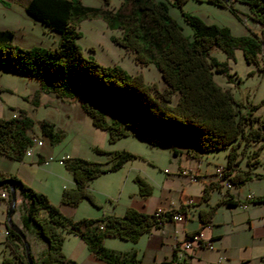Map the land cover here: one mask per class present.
Listing matches in <instances>:
<instances>
[{"label":"trees","instance_id":"16d2710c","mask_svg":"<svg viewBox=\"0 0 264 264\" xmlns=\"http://www.w3.org/2000/svg\"><path fill=\"white\" fill-rule=\"evenodd\" d=\"M106 2L107 0H103ZM180 2V0H173ZM228 4L224 0H211ZM251 16L264 25V0H245ZM130 2L126 13L115 18L106 6L84 4L80 0H27L25 10L40 19L49 28L58 32L54 45H20L11 41L12 29L0 28V67L10 68L38 80L40 87L53 90L61 98H77L78 104L87 112L92 122L107 130L109 139L129 131L150 136L153 139L184 141L200 149H213L229 145L225 166L229 168L228 182L240 184L251 177L249 166L256 157L247 158V167L234 166L236 149L232 140L238 138L244 146L249 139L264 138V113H243L233 106L230 91L219 85L211 76L212 70L226 72L225 61L209 55L211 45L222 48L232 55L234 47H240L246 61L258 64L262 52V38L255 32L232 33L226 24L204 21L197 14L183 11L191 24L193 34L189 39L180 29L179 23L169 14L164 0H121ZM100 14L109 26H119L121 32L111 33L110 38L134 51V58L142 63L152 61L164 81L160 88L143 81L139 73H130L117 63L104 64L94 57L84 55L74 36L77 30L74 21L80 15ZM1 89L7 87L0 85ZM176 92L173 102L171 95ZM90 100L120 113L122 122L107 121L101 111L95 109ZM30 121L25 114L0 116V150L12 157H22L24 148L31 143ZM42 133L55 136L57 130L52 122L41 119ZM97 150L102 148L95 146ZM176 151V148L173 147ZM106 153L111 158L108 167L97 160L80 155L62 158L74 177V185L63 188L61 200L76 202L81 196H89L86 178L102 169L114 168L134 153L127 149H113ZM9 177L21 195L20 228L26 237L31 229L45 241V248L34 256L32 264H61L68 258L61 250V227L78 232L88 247L104 264H169V260L143 262L134 249L117 250L102 244L105 234L135 240L140 233L159 226L171 219L174 210H183L185 203L169 206L160 212L142 211L127 205L121 214L104 213L96 217L71 219L52 203L45 193L39 191L14 173L0 170V179ZM139 190L147 193L149 182L139 174L134 176ZM210 184H204L201 197L206 198ZM6 191V205L10 198L6 183L0 185ZM225 196L210 208L198 211L201 223L208 220L212 207L219 201L237 203L243 200ZM252 200L264 198L263 194L247 197ZM197 230L185 232L190 236ZM27 239V238H26ZM5 240L11 256L3 255L1 264H28L20 234L6 225ZM28 241V240H27ZM176 245V244H175Z\"/></svg>","mask_w":264,"mask_h":264},{"label":"rangeland","instance_id":"374dc122","mask_svg":"<svg viewBox=\"0 0 264 264\" xmlns=\"http://www.w3.org/2000/svg\"><path fill=\"white\" fill-rule=\"evenodd\" d=\"M8 12L17 16L18 19L32 30V40H21L15 34L11 41L20 45L34 43L41 45H54L57 33L49 28L40 19L33 17L20 3L22 0H8ZM84 4L94 6H106L115 12V18L119 13H127L130 9V2L121 0H80ZM167 4L169 14L179 23L181 31L190 39L193 34L191 24L185 19L183 11L197 14L204 21H212L219 24H226L232 33H249L255 31L262 38V52L259 54L258 64L253 61H246L240 47H234L232 55L217 45H211L209 55L225 61L226 72L212 70V78L222 87L228 89L233 97V106L239 111L252 114L264 113V25L251 16L248 3L245 0H230L228 4L214 2L211 0H164ZM74 28L77 34L74 36L81 52L84 55L94 57L104 64L117 63L130 73H139L144 82L153 84L160 88L164 81L158 68L152 61L139 62L134 58V51L113 41L111 33L121 32L119 26L107 25L105 19L98 13L80 15L74 21ZM1 85L6 84L8 90L1 89L0 92L14 104L16 114H25L30 121V133L41 137L43 143L35 145L31 154L36 153L41 146L46 158V163L40 161L38 165H29L26 155L22 158L12 157L6 154L2 167L6 169H23L28 177L22 180L33 188L45 193L47 198L54 203L59 211L71 219L81 217H96L104 213L121 214L127 205H132L136 198L148 197V203L160 193L162 187H168V197L171 202L179 200L181 190L187 193H194L199 188V179L184 181L179 170L188 166L177 160L179 154L173 150L172 143L185 144L197 150V154L188 155L190 159L200 158V163L205 164V156L211 150H217L215 157L207 156L205 167L214 166L216 162L226 163V146L213 149H200L184 141L173 142L169 139H153L148 135L131 133L120 135L109 139L107 130L95 125L87 112H79L74 107V97L61 98L53 90L42 88L38 85L34 90L32 79L29 76L19 73L13 69H2ZM36 79V78H35ZM38 81V80H37ZM36 83V82H35ZM176 92L171 95L170 102H173ZM89 103L101 111L107 121L121 123L122 118L119 112L100 103L90 100ZM46 119L52 122L57 130L55 136L42 133L39 128V120ZM238 138L232 140L236 149V162L234 166L245 163L247 166L248 157L264 155V138L257 140L249 139L246 145L238 142ZM95 146L103 149L97 150ZM127 149L134 153L132 157L126 158L120 165L114 168L102 169L96 174L86 178V187L89 196H81L76 202L61 200L63 188H70L74 185L72 170L65 165L60 155H80L82 157L97 160L102 167H108L111 158L106 153L113 149ZM226 149L225 153L224 150ZM1 151V150H0ZM48 154L52 158H47ZM254 162V165H256ZM21 163L22 165H20ZM203 166V165H202ZM240 167V166H239ZM1 170V169H0ZM2 171V170H1ZM139 174L150 184V190L142 193L139 190L138 182L134 176ZM167 180H164L166 179ZM184 182V183H183ZM165 189V188H164ZM166 190V189H165ZM5 200L0 197V250H4L11 256L9 244L4 237ZM133 206V205H132ZM148 207V206H146ZM12 218L17 216L13 210ZM62 232L61 250L68 258L65 260L70 264H104L101 257L97 256L86 244L82 250L77 248V240L82 238L78 232L60 228ZM26 237L31 246L43 242L44 239L34 233L31 229L26 230ZM135 240L120 237L117 235L105 234L102 237V244L117 250H128L134 248ZM74 256H70V253ZM2 259V258H1Z\"/></svg>","mask_w":264,"mask_h":264},{"label":"crops","instance_id":"0c3cea01","mask_svg":"<svg viewBox=\"0 0 264 264\" xmlns=\"http://www.w3.org/2000/svg\"><path fill=\"white\" fill-rule=\"evenodd\" d=\"M26 2L27 0L21 1L20 6L22 9H25ZM7 4L9 5L8 0H0V28L12 29V37L17 34L24 42L32 40L34 36L32 30H29L27 25L22 23L17 16L8 12ZM56 33L58 38V32L56 31ZM31 44L34 43H26L24 46ZM3 68L6 69L5 67H0V85L2 84L1 74ZM28 78L32 79L31 82L35 87L34 90L37 89V79L32 76ZM3 86L8 85L3 84ZM74 104L77 110V107H79L77 98H75ZM13 106L12 101L4 97L0 92V116L6 117L15 114L16 112ZM80 111L83 112L81 107ZM172 146L176 148V153L179 154L177 160L188 166L187 170L190 173L196 175L195 178H189L180 169L179 172L184 177V181L199 179V188L194 193H187L181 190L179 200L176 203L171 202L169 199L167 193L168 187H162L160 193L150 203H148V197H139L132 201V205L142 211H152L157 206L167 207L170 205L176 206L180 202L185 203L182 219H167L159 226H152L150 229L139 234L133 248L135 255L143 262L169 260V264H264V198L259 200L247 198L251 195L255 196L264 193V155L262 157L257 156L258 161L256 165L249 166L251 177L240 184H225L214 171V166L223 163L225 159H222L221 162H216L212 167H205L207 164V156L213 155L215 157L217 150H211L209 154H206L205 164H201L199 157L195 158V160L188 158L190 154L199 153L194 148L177 143H172ZM225 151L226 149L224 153ZM43 152L45 151L40 146L34 154L23 153L27 157L25 161L29 165H38L40 161L46 163L47 160ZM5 156L6 154L0 151V169L5 173H14L23 180H26L25 178L28 179L26 176L29 175H25L27 173L23 169H6L2 167L5 162ZM19 164L22 165L21 163ZM239 166L242 168L247 167L245 163L239 164ZM164 180H167V178ZM204 184H210L206 198L201 197ZM0 189L4 190V188ZM225 190H227L231 197L243 201L237 203L217 202L212 207L208 220L205 223H201L198 211L210 208L214 202L226 195ZM3 205L6 216L7 205L6 203ZM14 209L16 210L17 216L12 218L13 213H11V218L20 226L21 195L17 187H15ZM0 227L2 228L1 224ZM3 227L5 237V218ZM192 230H197L200 237L209 239L210 245H196L191 250H185L175 245L176 241L180 240L185 232ZM1 240L2 238L0 236ZM76 243L77 248L80 250L86 245L83 238L78 239ZM45 245V241H43L31 246L29 241V248L34 256L42 252ZM4 254H7L5 248L4 250H0V264ZM70 256H74V253H70ZM14 263L19 264L18 261ZM61 264L70 263L63 261Z\"/></svg>","mask_w":264,"mask_h":264},{"label":"built area","instance_id":"2783aa9c","mask_svg":"<svg viewBox=\"0 0 264 264\" xmlns=\"http://www.w3.org/2000/svg\"><path fill=\"white\" fill-rule=\"evenodd\" d=\"M224 1L228 3L230 0H224ZM30 140H31V143L26 145V147L24 148V153L31 154V152H32L33 148L35 147V145H41L43 143V140L41 139V137H38L34 133H30ZM64 156H66V155H60V158L62 159ZM47 158H52V155L48 154ZM228 170H229V168L227 166H225V164H221L220 163V164H216L214 166V171L218 174V176L223 180V182L225 184L229 183L228 182V176L230 174V171H228ZM180 171L182 173L187 174L189 178H195L196 177L195 174L190 173L188 170H186L184 168H182ZM0 195L1 196H5L6 195V191L3 190V189H0ZM170 206H174V205H170ZM167 207H169V206H167ZM167 207L157 206L155 208V212L156 213L160 212V211L164 210ZM183 215H184L183 210L176 209V210H174L172 212L171 219L179 220V219H182ZM175 244L180 246L181 248H183L185 250H191L196 245H200V244L210 245V240L200 237L199 232L196 231L190 236H184L183 235L180 238V240L176 241Z\"/></svg>","mask_w":264,"mask_h":264},{"label":"water","instance_id":"95a60500","mask_svg":"<svg viewBox=\"0 0 264 264\" xmlns=\"http://www.w3.org/2000/svg\"><path fill=\"white\" fill-rule=\"evenodd\" d=\"M6 183L8 186V192L10 194V198L7 203L6 207V216H5V222L6 225L10 226L13 228L15 231H17L22 240H23V245H24V251H25V257L28 262V264H32L31 262V257H30V248H29V243L25 237L24 232L21 230L20 226L11 218V213L14 210V204H15V185L12 180H10L9 177H5L3 179H0V185Z\"/></svg>","mask_w":264,"mask_h":264}]
</instances>
